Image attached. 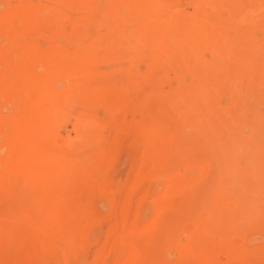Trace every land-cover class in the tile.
<instances>
[{
  "label": "rangeland",
  "instance_id": "374dc122",
  "mask_svg": "<svg viewBox=\"0 0 264 264\" xmlns=\"http://www.w3.org/2000/svg\"><path fill=\"white\" fill-rule=\"evenodd\" d=\"M0 264H264V0H0Z\"/></svg>",
  "mask_w": 264,
  "mask_h": 264
}]
</instances>
